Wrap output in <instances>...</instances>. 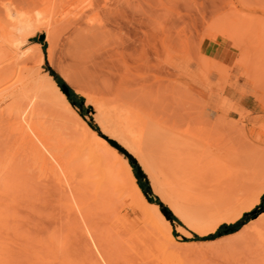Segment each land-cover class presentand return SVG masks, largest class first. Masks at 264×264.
<instances>
[{
	"label": "rangeland",
	"instance_id": "rangeland-1",
	"mask_svg": "<svg viewBox=\"0 0 264 264\" xmlns=\"http://www.w3.org/2000/svg\"><path fill=\"white\" fill-rule=\"evenodd\" d=\"M43 2L0 0V27L10 30L16 13L36 17ZM84 12L75 18L77 21L57 23L50 62L46 59L45 30L36 24L32 25L34 34L18 51L27 53L32 51V43H41L45 59L37 71L41 76L47 73V64L83 98V117L78 108L73 107L74 111L88 126L92 123L97 128L99 137L104 138L92 102L107 108L112 116L113 109L121 113L123 109L133 110L141 116L138 118L145 129L140 146L146 165L119 147L135 159L148 182L147 200L159 203L160 211H170L154 189L153 179L172 181L177 188L176 179L190 173L194 188L185 190L199 200H188V208L193 214L207 217L210 210L219 207L223 194L231 195L232 188L249 198L264 188V0H95L93 7ZM210 61L215 62L211 68ZM25 65L36 69L33 61ZM6 105L2 104L0 110ZM52 107L54 116L63 112L61 103ZM65 112L69 115L63 120L69 122L73 112ZM12 117L9 112L0 117V148L11 146L14 140L9 133ZM65 159L70 165L64 163L63 168L71 176L64 174L63 181L69 184L51 196V186L38 181V172L24 162L28 168L23 169L25 183L22 193H17L22 201L16 198L17 204L11 202L16 205L5 213L0 209V264H128L134 260L127 262L134 257L136 246L129 244L121 231L124 228L112 221L115 213L108 209L104 216L98 215L78 192L86 156H79L73 148ZM178 164L190 171L184 174L176 167ZM55 173L62 177L60 171ZM235 192L232 190L231 196ZM126 203L116 202L110 208L119 218L138 219ZM259 204L260 200L243 214ZM170 214L178 220H169L175 255L147 250L150 254L145 264H264V209L253 213L246 231L214 240L206 238L216 230L202 235ZM6 215L9 220L4 222ZM106 216L109 221L104 219ZM54 232L60 239H55L59 241L57 248L50 244L52 250L49 242ZM1 248L11 250L12 258L5 257Z\"/></svg>",
	"mask_w": 264,
	"mask_h": 264
},
{
	"label": "bare ground",
	"instance_id": "bare-ground-1",
	"mask_svg": "<svg viewBox=\"0 0 264 264\" xmlns=\"http://www.w3.org/2000/svg\"><path fill=\"white\" fill-rule=\"evenodd\" d=\"M47 1L45 0V4L43 2V9L41 8V12L38 13L36 17L28 18L14 13L15 19H13L15 20V24L13 27L10 30L6 27L4 28V26L0 27V106L7 103V105L0 110V117L3 116L4 112H9L10 115L13 116L11 119L14 118L12 124H10L11 122L8 121L11 125V127H9L11 130L9 132L10 137L11 135L12 137L14 136L12 145L9 147L0 148V209H3L2 213H5L6 210L8 211L10 209L12 204H17L19 200V202L22 201L21 199H18L22 195L20 196V194L18 195L17 193H22V186L25 183L23 179V175L25 174L23 169L27 167L26 164H30L31 166L28 168L33 167L32 170L38 172L39 176L36 174V177L35 175V178L39 177L38 181L40 179V182H42L44 186L47 185L46 187L49 185L51 186V189H49L50 187L48 188L50 196L54 193H57L56 190H60L64 186L67 187L69 182L66 184L67 180L63 181V178L66 177L64 174H68L67 176L71 175L69 171L65 173L63 166L64 163L70 165L69 160L65 159V157L67 154H69L70 150L74 148L78 152L79 156H86V160L82 164L84 173L83 179L80 181L81 192H78L80 195H82V197H84L86 205L93 208V210L98 215L104 216L105 213H108V209L109 211H113L115 213L114 214L112 212L114 214L112 221L118 222L120 225L118 228H124L121 231L125 234V236H127L129 244L131 246H136L134 257L129 258L130 260L128 259L127 261L129 262L134 258V262L131 261L128 264L132 262V264H145L146 257L148 254H150V252L147 250H157L159 253L174 256L175 252L173 249L176 244H174L175 242L171 234V224L169 220L165 218L157 205L148 202L137 185V181L133 175L132 167L129 161L123 156L119 155L118 151L108 141L112 140L116 142L130 155H132V157L138 160V162H140L143 166L146 165V159H143L140 146L143 138L142 129H145V125L144 127H141L140 123L142 119L139 120V114L133 110H131L133 112H129V110L124 112V109L122 108V110L120 109L121 107H119L120 111L122 110V113L114 111L113 109L115 116V119H113L114 116L111 115V111H109L107 108L103 109L96 102H92L95 112L98 113L96 120L98 122L100 131L104 136V138L99 137L97 133L92 130L74 111V108L67 101L66 96L60 91L49 73H44V75L41 76L37 71L45 59L41 45L39 43H32L30 45L33 48L32 51H27V53L18 51L19 48L28 41V38L34 34L35 29L32 25L36 24L38 29L42 28L45 30L46 42L48 44L46 49V59L48 62H50L53 55L52 34L55 32L57 25L59 24L58 22L65 23L71 20L73 22L77 21L75 18L79 19L80 16L84 15V10L91 9L95 4V0H56L59 1L58 4L55 2L53 4L52 2ZM231 26H229V29H231ZM233 27L234 26H232V29ZM232 38L233 37H230L229 39ZM229 41L231 42V40ZM28 61H33L34 64H36L35 70L27 68L26 65L22 66V64H25V62L27 63ZM201 61L202 59L200 62ZM207 61L208 60L205 61L206 63L204 62L205 67H207V63L209 64ZM213 62L210 61V68L215 63ZM218 65L220 64H216V66ZM59 103L62 104L63 112L58 111L60 113L59 115V113L56 111L57 114L54 116L55 114H53V112L51 113V111H54L52 106L57 107ZM66 110L73 112V119L69 122H65L63 120L64 117H68L69 115L65 114ZM44 111H48L51 114H48L49 116H45V114L48 112ZM134 112L136 113L134 114ZM69 118L71 117L69 116ZM8 122H6V124ZM145 132L148 131L145 130ZM24 162H26V164H24ZM22 163L23 165H21ZM179 165L180 164H178L176 167H179L180 169H178L182 170ZM188 170V168L186 170L184 167V170L182 171L183 173L184 171L188 173L190 171ZM55 171H57V173L60 171L62 177L57 176ZM189 174H185L181 178L176 179L178 189L176 188L175 184H172V181H169V179V182L166 180L163 182H158L157 180L155 181V179H153V186L162 197L164 204L169 207L172 214L179 218L184 224H186V226L198 231L202 235L214 232L221 224L231 223L233 220L240 218L243 212L252 209L259 202L262 194H264V188H262L253 194L251 198H249L246 196V194H237L235 192V187L234 189H231L230 187L231 190H229L231 195L234 192L235 194L233 196H227L223 194V200H221L219 203L216 202L218 203L217 205H219V207L217 206L215 209L210 210L207 213V217H202L203 215L200 216L191 213V209L188 208V200H199L197 197L194 198L195 196L192 198L187 193L188 188L189 190L191 189V191L194 188H192V181L189 177ZM152 178L153 177H151V179ZM40 182L37 183L40 184ZM43 184L41 185L42 187ZM199 185L201 184L199 183ZM246 185L248 184L246 183ZM242 188L240 187V189ZM185 189H187V191ZM243 190H241V192ZM61 192H64L63 189ZM36 196L34 195L33 198ZM16 198L18 201H14ZM41 200L43 201V199ZM13 201L14 203H11ZM116 202H127L134 211V215L137 216L138 219L128 221L125 219L126 217L119 218V215H117L118 213H116L114 209L110 208L111 205L115 204ZM13 206L11 209L14 208ZM45 206L42 207L44 208ZM108 218L109 217L107 216L106 218L104 217V219ZM8 220V215L2 218V221L4 222ZM109 220L110 218L108 221ZM108 221L104 220V222L107 223ZM248 225L249 224L243 226L239 232L243 230L246 231V229L249 228ZM110 226H112V224ZM248 231L249 230H247V232ZM13 232L14 235H16L17 231L13 230ZM239 232H237V234H239ZM53 234H51L52 238L50 237V239L51 241H54L52 243L49 240V245L52 244L55 246V248H57L56 243L59 241H55V239L60 238H56L58 233L54 234L55 237ZM61 242L62 241H60V243ZM109 246V251H113L111 245ZM50 248L55 250L51 245ZM1 250L5 257L7 256L8 258H12L11 250L7 248H1ZM139 252H141L140 254L142 255L147 254L146 256H143L145 261L143 257L139 255ZM136 256L142 258L139 259L137 257V259ZM136 260H139V262L136 263Z\"/></svg>",
	"mask_w": 264,
	"mask_h": 264
},
{
	"label": "trees",
	"instance_id": "trees-1",
	"mask_svg": "<svg viewBox=\"0 0 264 264\" xmlns=\"http://www.w3.org/2000/svg\"><path fill=\"white\" fill-rule=\"evenodd\" d=\"M39 44H41V43H39ZM43 48H44V46H43ZM44 54H45V52H44ZM45 69H46L47 73H49V75L53 78L54 82L56 83V85L58 86V88L61 91L63 88L67 89V95H66L67 101L71 104L72 107L78 108L80 116L83 117V114H82V108H83L82 103L84 101L83 98L80 97L79 95H77L58 74H56L53 70H51L47 66V64H45ZM89 127L92 130L97 131V128L95 126H93L92 123H89ZM130 165L132 167L133 175L137 181V185L139 186V188L142 191V193L144 194V196L148 197V195L150 194L148 182H146V180L144 178H140L136 174L138 166L133 165V164H130ZM262 197H264V195H262L260 198L259 206L254 208L251 212L243 214V216L233 224H229V225L222 224V225H220L216 229V231L212 235H209L206 239H209V240L218 239V238H221L223 236L233 234V233L237 232L238 230H240L244 225H246L251 220V218L254 216L253 213H256V211L260 208L264 209V199H262ZM148 202H150L151 204L160 205L159 203L152 201V200H148ZM168 219L172 222H174V221L178 222V220H176V218H174L171 214H169ZM194 237H195V239H198L196 236H194Z\"/></svg>",
	"mask_w": 264,
	"mask_h": 264
},
{
	"label": "water",
	"instance_id": "water-1",
	"mask_svg": "<svg viewBox=\"0 0 264 264\" xmlns=\"http://www.w3.org/2000/svg\"><path fill=\"white\" fill-rule=\"evenodd\" d=\"M43 37V36H42ZM41 37V38H42ZM65 96L67 95V89L66 88H63L62 89V91H61ZM109 141V143L118 151V152H120V153H122L126 158H127V160L129 161V163L130 164H133V165H135L136 164V161H135V159H133L129 154H127L121 147H119V145L116 143V142H114V141H112V140H108ZM136 174L140 177V178H143V174L141 173V170H139V169H137V171H136ZM161 213L165 216V218L167 219V220H169L168 219V217H169V214H170V211L169 210H167V209H161Z\"/></svg>",
	"mask_w": 264,
	"mask_h": 264
},
{
	"label": "snow or ice",
	"instance_id": "snow-or-ice-1",
	"mask_svg": "<svg viewBox=\"0 0 264 264\" xmlns=\"http://www.w3.org/2000/svg\"><path fill=\"white\" fill-rule=\"evenodd\" d=\"M262 199H264V197H262Z\"/></svg>",
	"mask_w": 264,
	"mask_h": 264
}]
</instances>
